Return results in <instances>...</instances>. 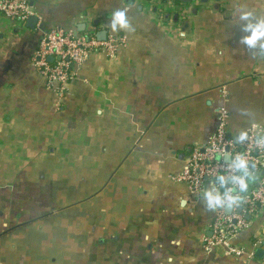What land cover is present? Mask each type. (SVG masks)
Wrapping results in <instances>:
<instances>
[{"label": "crops", "instance_id": "crops-1", "mask_svg": "<svg viewBox=\"0 0 264 264\" xmlns=\"http://www.w3.org/2000/svg\"><path fill=\"white\" fill-rule=\"evenodd\" d=\"M26 1L34 29L0 15V264H264V207L231 256L208 243L222 190L174 180L221 109L235 137L264 128V48L244 42L264 0ZM75 19L125 42L58 96L32 56Z\"/></svg>", "mask_w": 264, "mask_h": 264}, {"label": "built area", "instance_id": "built-area-1", "mask_svg": "<svg viewBox=\"0 0 264 264\" xmlns=\"http://www.w3.org/2000/svg\"><path fill=\"white\" fill-rule=\"evenodd\" d=\"M0 15L24 25L33 12L26 0H0ZM77 23L75 19L49 26L32 56L35 69L58 96L74 79L76 68L93 53L100 51L114 58L125 42L124 37L113 35L100 40L92 27L78 32ZM227 119L228 112L221 109L213 134L203 147L193 149L186 167L174 180L187 184L194 195L202 192L207 180L222 190L218 202L213 200L212 237L208 243L224 245L231 256L242 257V249L231 240L247 227L246 216L251 218L264 207V128L252 126L241 139L229 133ZM238 158L245 160L244 168L238 166ZM250 178H257L256 186L248 183ZM240 179L246 183L245 191L240 190ZM227 207H231L229 214L225 212Z\"/></svg>", "mask_w": 264, "mask_h": 264}, {"label": "clouds", "instance_id": "clouds-1", "mask_svg": "<svg viewBox=\"0 0 264 264\" xmlns=\"http://www.w3.org/2000/svg\"><path fill=\"white\" fill-rule=\"evenodd\" d=\"M243 17H247L250 15L249 12H244ZM113 22L114 24L118 23L122 27L127 26V19L125 17V13L123 11H117L113 14ZM260 41V45L262 48H264V19H257L255 26L251 27V32L248 36L244 37V42L248 45H254L257 41ZM241 139H243V134H241ZM239 159V158H238ZM245 160L239 159V167L244 168L245 166ZM239 187L241 191L246 190V183L243 179H240L239 181ZM213 197H209V201H211ZM217 199L218 202V198ZM231 199V198H230Z\"/></svg>", "mask_w": 264, "mask_h": 264}, {"label": "water", "instance_id": "water-1", "mask_svg": "<svg viewBox=\"0 0 264 264\" xmlns=\"http://www.w3.org/2000/svg\"><path fill=\"white\" fill-rule=\"evenodd\" d=\"M36 21H37L36 17L32 16V17H30V18L26 21V26H27L28 28H30V29H34V27H35V25H36ZM79 29L82 30V29H83V26H80ZM98 37L102 40V39H104V34H102L101 36L98 35ZM263 174H264V173H263ZM230 211H231V207H227V208L225 209V212H226L227 214H229ZM246 218L248 219L249 216H246ZM262 253H263L262 251H259L257 254H258V256H261Z\"/></svg>", "mask_w": 264, "mask_h": 264}, {"label": "trees", "instance_id": "trees-1", "mask_svg": "<svg viewBox=\"0 0 264 264\" xmlns=\"http://www.w3.org/2000/svg\"><path fill=\"white\" fill-rule=\"evenodd\" d=\"M257 178H250L248 180V183L252 186H256Z\"/></svg>", "mask_w": 264, "mask_h": 264}]
</instances>
